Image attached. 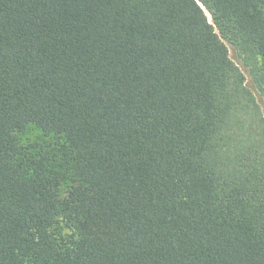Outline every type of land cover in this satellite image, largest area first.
Returning <instances> with one entry per match:
<instances>
[{
  "label": "trees",
  "instance_id": "obj_1",
  "mask_svg": "<svg viewBox=\"0 0 264 264\" xmlns=\"http://www.w3.org/2000/svg\"><path fill=\"white\" fill-rule=\"evenodd\" d=\"M225 42L264 103V0H0V264H264Z\"/></svg>",
  "mask_w": 264,
  "mask_h": 264
},
{
  "label": "rangeland",
  "instance_id": "obj_2",
  "mask_svg": "<svg viewBox=\"0 0 264 264\" xmlns=\"http://www.w3.org/2000/svg\"><path fill=\"white\" fill-rule=\"evenodd\" d=\"M206 15L208 17V20L209 22L211 23V17L210 15L206 12ZM227 48H228V52H229V57L230 59L239 67V69L241 70V72L243 73L244 77H245V84H246V87L255 95L256 97V100L258 102V104L260 105L263 113H264V103H263V100L262 98L260 97V95L258 94L256 88L254 87L252 81H251V78L249 76V73H248V70L242 65L240 59L238 58V55L236 53V51L229 45L225 42ZM23 140L24 142H33L35 139H34V136L33 135H24L23 136Z\"/></svg>",
  "mask_w": 264,
  "mask_h": 264
},
{
  "label": "water",
  "instance_id": "obj_3",
  "mask_svg": "<svg viewBox=\"0 0 264 264\" xmlns=\"http://www.w3.org/2000/svg\"><path fill=\"white\" fill-rule=\"evenodd\" d=\"M203 9V8H202Z\"/></svg>",
  "mask_w": 264,
  "mask_h": 264
}]
</instances>
